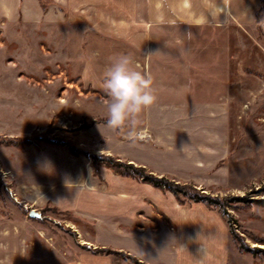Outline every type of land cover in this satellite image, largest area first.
<instances>
[{
  "label": "rangeland",
  "instance_id": "374dc122",
  "mask_svg": "<svg viewBox=\"0 0 264 264\" xmlns=\"http://www.w3.org/2000/svg\"><path fill=\"white\" fill-rule=\"evenodd\" d=\"M215 2L224 11L209 15L204 0L208 23L189 38L218 45L215 82H201L203 91L183 98L177 93L172 104L171 77H159L166 69L155 67L158 99L138 117L134 138L130 127L102 123L104 77H79V60L64 64L66 54L85 49L44 46L36 18L0 19V264H132L135 233L200 240L206 219L208 232L236 250L228 264H264V4L255 11L258 0ZM171 36L157 34L158 47ZM96 41L99 64L108 69L114 58ZM116 47L140 59L127 43ZM104 156L226 200L188 202L119 175Z\"/></svg>",
  "mask_w": 264,
  "mask_h": 264
},
{
  "label": "crops",
  "instance_id": "0c3cea01",
  "mask_svg": "<svg viewBox=\"0 0 264 264\" xmlns=\"http://www.w3.org/2000/svg\"><path fill=\"white\" fill-rule=\"evenodd\" d=\"M259 1L255 11L260 8ZM200 2L193 0L190 5V0H161L160 10L166 21L170 22L159 24L155 22L158 0H0V19L19 21L36 18L37 33L44 46L60 51L85 49L86 54L69 53L63 60L64 64L71 59L79 60V64L82 62L79 77H104L107 69L99 64L96 40L101 41L99 44H105L101 50L112 58L122 54L114 45L125 46L127 43L140 58L138 60L131 56L137 70L146 72L144 67H147L146 73L155 77L154 68L164 66L166 74L162 73L159 77H171L173 84L168 87L172 97L167 101L175 104L177 93L183 98L203 91L201 82H215L218 45L214 41H205L203 36L196 42H190L187 35L189 32H204V27L195 22L201 14L208 17L204 0ZM157 34L176 36H171L169 43L164 38L163 47H158ZM177 35L181 36L182 41ZM92 44L96 45L92 47ZM89 49H94L91 54ZM90 56L93 57L91 65L94 69L91 76L87 68ZM217 90H220L219 84ZM212 91H215L214 85ZM186 98L182 103L188 109ZM66 190L63 194L72 191L69 188ZM206 222L204 233L199 234L200 240L193 238V235L167 231L150 232L143 238L141 232L135 233L133 256L146 264H228L229 254L236 250L230 246V239L224 237L219 240L218 235L208 232L207 229L213 225L210 219H206Z\"/></svg>",
  "mask_w": 264,
  "mask_h": 264
},
{
  "label": "clouds",
  "instance_id": "9594fccd",
  "mask_svg": "<svg viewBox=\"0 0 264 264\" xmlns=\"http://www.w3.org/2000/svg\"><path fill=\"white\" fill-rule=\"evenodd\" d=\"M209 15L217 16L224 8L216 4L215 0H207ZM161 0L156 5L157 14L155 22L163 24L166 22L163 12L160 10ZM196 24L207 25L208 17L201 14L196 19ZM189 38L192 34L187 33ZM133 59L129 55L119 54L104 73V90L108 97L107 125L113 129L130 127V137H135V128L140 123L138 117L147 108L157 102L153 88V78L149 73L141 72L133 66Z\"/></svg>",
  "mask_w": 264,
  "mask_h": 264
},
{
  "label": "trees",
  "instance_id": "16d2710c",
  "mask_svg": "<svg viewBox=\"0 0 264 264\" xmlns=\"http://www.w3.org/2000/svg\"><path fill=\"white\" fill-rule=\"evenodd\" d=\"M264 4L263 0L261 3V6ZM102 123H107V122H102ZM104 160L109 162L113 169L116 171L121 176L125 177H130L135 180H138V178H141L143 182H146L150 184L152 187L157 188V189H166L170 191L174 196H179V194H183L186 196V200L188 202H193V203H204L208 206H213L214 204H219L221 205V201H225L226 198L222 199L221 201L217 198H212L209 197L208 195L201 193L197 188H195L191 184H179V183H174L171 180L166 179L165 177H156L150 173H147L145 171L144 167L141 166H134L131 163H124L120 162L110 156H104ZM94 172H97V169L94 168ZM98 176V174H96ZM233 200V199H232ZM237 200V199H235ZM225 214V213H224ZM232 227L230 226L229 222V231L230 235L234 240H238V236L235 234L233 231ZM240 250H242V247L239 246ZM95 253L99 254H112L113 251L111 249H94ZM131 260L132 264H146L144 262L139 261L136 257L134 256H127Z\"/></svg>",
  "mask_w": 264,
  "mask_h": 264
},
{
  "label": "water",
  "instance_id": "95a60500",
  "mask_svg": "<svg viewBox=\"0 0 264 264\" xmlns=\"http://www.w3.org/2000/svg\"><path fill=\"white\" fill-rule=\"evenodd\" d=\"M30 216H35L36 214H34V212H30V214H29Z\"/></svg>",
  "mask_w": 264,
  "mask_h": 264
},
{
  "label": "bare ground",
  "instance_id": "6f19581e",
  "mask_svg": "<svg viewBox=\"0 0 264 264\" xmlns=\"http://www.w3.org/2000/svg\"><path fill=\"white\" fill-rule=\"evenodd\" d=\"M211 120H212V121H214V120H215V118H214V119H212V118H211ZM72 226H73V225H72Z\"/></svg>",
  "mask_w": 264,
  "mask_h": 264
}]
</instances>
